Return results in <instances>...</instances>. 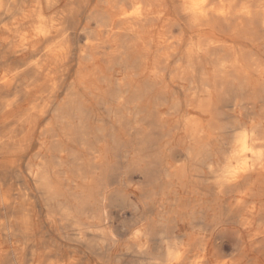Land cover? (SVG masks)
<instances>
[{"label": "bare ground", "instance_id": "obj_1", "mask_svg": "<svg viewBox=\"0 0 264 264\" xmlns=\"http://www.w3.org/2000/svg\"><path fill=\"white\" fill-rule=\"evenodd\" d=\"M0 264H264V0H0Z\"/></svg>", "mask_w": 264, "mask_h": 264}, {"label": "rangeland", "instance_id": "obj_2", "mask_svg": "<svg viewBox=\"0 0 264 264\" xmlns=\"http://www.w3.org/2000/svg\"><path fill=\"white\" fill-rule=\"evenodd\" d=\"M132 212H133L132 206H128V205L122 208L119 207L115 208L113 219L116 224H120L121 222L132 223V217H131Z\"/></svg>", "mask_w": 264, "mask_h": 264}]
</instances>
